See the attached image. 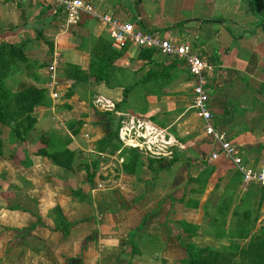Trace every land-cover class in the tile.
<instances>
[{
    "label": "crops",
    "instance_id": "crops-1",
    "mask_svg": "<svg viewBox=\"0 0 264 264\" xmlns=\"http://www.w3.org/2000/svg\"><path fill=\"white\" fill-rule=\"evenodd\" d=\"M83 1L93 11H81L75 24L63 25L64 14L54 0H0V43L20 47L24 58L4 83L12 92L35 86L45 96L31 111L35 122L24 136V148L16 151L26 152L33 165L19 166L26 162L19 155L0 160V264H139L136 255L151 253L164 254L163 263L177 264L182 244L220 237L214 227L219 221L225 232L239 213L249 222L257 213L256 222L263 224L264 184L243 182L229 159H212L219 147L204 132L209 125L233 146L244 166L259 167L264 155V31L248 0ZM104 14L157 31L206 59L211 113L206 123L189 109L192 82L184 60L155 52L142 58L140 48L132 45L116 49L99 20ZM101 41L121 52L114 84L66 78L71 66L82 71L94 67L92 53ZM54 58L51 90L47 67ZM155 71H163L160 78ZM96 96L111 109L97 108ZM120 114L141 115L149 128L164 130L167 153L152 158L151 165L145 161L132 172L123 171L121 152L127 146L118 139L117 156L97 148L111 128L107 117L116 122ZM72 121L80 122L73 134L67 124ZM41 134L49 138V150L64 138L74 150V164L77 155L85 153L89 158L82 162L87 164L100 155L93 185L102 181L103 187H89L82 169H66L29 152ZM11 135L10 126L0 123V156L15 140ZM116 157L121 161L114 167ZM76 186L82 198L71 195ZM13 204L19 208L4 207ZM56 206L68 224L65 233L54 221ZM131 240L141 254L131 255ZM150 241L157 244L153 249Z\"/></svg>",
    "mask_w": 264,
    "mask_h": 264
},
{
    "label": "trees",
    "instance_id": "trees-1",
    "mask_svg": "<svg viewBox=\"0 0 264 264\" xmlns=\"http://www.w3.org/2000/svg\"><path fill=\"white\" fill-rule=\"evenodd\" d=\"M249 9L252 12V2L248 0ZM253 14V13H252ZM254 16V14H253ZM255 23L260 27L261 30L264 31L261 23H257L255 19ZM153 52L158 53L153 48H140L138 56L142 58H150ZM93 59L95 60L94 67H90L88 71H82L79 67L71 66L69 69H65V77L71 79L73 81L82 80L87 82L91 80L92 82H97L100 79H103L108 85L114 84L115 81V71L117 70V65L115 63L116 59L121 55L120 51H114L111 49L110 45L107 43L99 44V48L95 53H92ZM21 48L17 46H13L10 44L0 43V123L8 124L10 126V130L12 135L16 140L20 142L19 150L23 149L25 145L24 136L26 135L27 130L31 127V125L35 122V118L31 115V111L36 105L44 103V90L39 89L35 86H28L22 88L17 91H11L6 87L4 80L14 74L18 70L19 61L22 59ZM175 58V57H173ZM24 59V58H23ZM175 60V59H173ZM120 68V67H119ZM155 75L160 78V75L163 74V71L154 72ZM158 78L154 80L157 81ZM132 82L129 83L131 86ZM158 84V83H157ZM162 82H159V85ZM129 86V87H130ZM126 84H124L123 95L125 93ZM121 118V116H120ZM117 118L116 122H114L111 117H107L110 124H114L113 128L101 137L97 142V148L99 147H107L115 146L114 151L120 145V141L117 138V128L119 126V120ZM71 134L77 132V128L80 126L79 121H72L67 123ZM112 139H115V143H112ZM49 138L45 135H39L37 143L33 146L28 147V151L35 155H40L47 157L53 163L64 167L66 169H82L85 171V176L88 181L89 187H94L93 185V176L95 175L96 170V161L90 160L89 164L84 162H76L74 164V150L65 146L64 144L59 145L56 148L51 150L48 149ZM113 152V151H108ZM25 153V152H23ZM127 153H130L127 155ZM122 161H121V169L125 172H132L135 165L140 164L141 162L138 160L140 157L139 152L136 148L125 147L121 152ZM10 157L12 159L16 158V154L11 153ZM154 159L148 157L147 164L151 165ZM89 167L91 168L89 170ZM71 195L73 197L82 198L83 193L80 187L70 188ZM17 205H8L4 206L5 208H19ZM22 208V207H21ZM26 211H30L35 214L34 211L29 209H23ZM54 213V221L57 223L58 228H60L63 233L66 232L68 228L67 222L64 221L61 215V211L59 207L53 208ZM145 218L143 217L141 221ZM38 220V219H37ZM38 222V221H37ZM32 224L30 227H33ZM264 233V227H263ZM221 237L223 233H218ZM142 234H140V237ZM145 237V236H144ZM154 241H158L157 238ZM154 241H150L153 243L150 244V248H154L157 244ZM145 243V242H143ZM131 244V255L133 254H141L139 249L136 246V243L130 242ZM182 255L178 257L176 260L178 264H225L223 261H226V256L222 253L218 252V249H215L212 246H197L193 243H185L181 246ZM151 249V250H152ZM226 255L228 256H236L240 255V260L232 263V261L227 262V264H264V244L263 241L257 235L246 244L245 247L238 249V254L231 251H226ZM224 255V256H223ZM238 255V256H239ZM165 258L161 257L160 261H163ZM159 262V258H157ZM222 260V263L220 262ZM154 264V263H153ZM159 264V263H158Z\"/></svg>",
    "mask_w": 264,
    "mask_h": 264
},
{
    "label": "built area",
    "instance_id": "built-area-1",
    "mask_svg": "<svg viewBox=\"0 0 264 264\" xmlns=\"http://www.w3.org/2000/svg\"><path fill=\"white\" fill-rule=\"evenodd\" d=\"M59 4L61 12L64 14V24H75L78 14L81 11L92 12L90 4L83 0H54ZM99 20L104 23L112 37V46L121 49L126 45L139 48H153L158 53L166 56L182 58L186 64L187 73L191 78V100L189 109L192 113L205 123L211 118L208 105V92L206 90L207 71L209 64L204 57L190 53L182 43H177L173 39L161 36L157 31L145 30L134 27L129 22H122L104 14L99 16ZM56 57V56H55ZM56 58L51 60L47 70L50 73L49 85H55ZM51 97H57V93L50 92ZM93 104L101 110L111 109L110 104L104 97L96 96ZM117 137L124 146L136 148L145 157L157 158L166 154L169 145L167 133L161 129L149 128L141 115L120 114ZM204 132L217 142L218 152H212V159L221 156L229 159L241 173L242 181H255L264 184V155L261 158L259 167L255 170L244 166L237 155V151L232 145L222 139V136L212 130L209 125H205ZM100 183L97 184L99 188Z\"/></svg>",
    "mask_w": 264,
    "mask_h": 264
},
{
    "label": "rangeland",
    "instance_id": "rangeland-1",
    "mask_svg": "<svg viewBox=\"0 0 264 264\" xmlns=\"http://www.w3.org/2000/svg\"><path fill=\"white\" fill-rule=\"evenodd\" d=\"M250 1L252 2V5H251L252 9H253L252 13L254 14L256 22L261 23L262 24L261 26H263V28H264V0H250ZM113 126H114V124H111V128H113ZM60 127H61V125H60ZM61 139L64 141V138H60V140H58V143H60V145L64 144ZM80 141L81 140L79 138L78 143ZM114 141H115V139H112V143L116 144ZM9 145L10 146L4 147L2 149L3 153L0 156V160L2 159L1 158L2 156L5 158H11L10 154L12 152L19 151L20 142L18 140H16V139L12 140V142L9 143ZM86 145H87V143H85L84 147H86ZM114 148H115V146L108 145L106 147V150L107 151L111 150V151L115 152ZM25 151H26V149H25ZM117 153H118V151H117ZM117 153L115 152L113 154H116V156H117ZM25 154H26V152L23 154L20 152H16V155L23 156L24 159L26 160V162L25 161L19 162L18 165L20 164L19 166L29 168L30 166L33 165V162H29V159L27 157L28 154H26L27 156ZM89 154H91V153H88L87 155H89ZM129 154L130 153H127V155H129ZM95 155H93V159L95 161H97L96 158H100V155H96V156ZM139 155H140V157L138 158V160L141 163L147 161V157H145L144 155H142L140 153H139ZM84 156L86 157V159L89 158L84 153V154H80V156L77 155V161L82 162L84 160V158H83ZM12 160H14V159H12ZM111 160H112V164H114L113 165L114 167H115V165L117 166L119 164V162L121 161L120 158H118V157L112 158ZM10 168L12 169L11 166H10ZM96 169H97V165H96ZM0 175H1V173H0ZM1 182H2V184L4 183L2 180H1ZM98 182L100 184H102V187H103L104 183L102 181H98ZM96 184L97 183L94 184V187L96 186ZM26 185H27V183H26ZM12 188L15 189V187H13V186H12ZM21 203H25V202H21ZM256 214L257 213H255V216H257ZM255 216L253 217L252 221L249 222V220L247 219L248 217L244 218V216L240 215V213L237 214L234 217V219L230 220L229 227L227 229L228 232H225L224 226H222L221 222L219 221L214 226L215 227V233L218 234L219 232H222L223 235H221V237H218L217 240H215V239L203 240V242L198 243V244L196 243V245H202V246L209 245V246L214 247L215 249H218L219 253H222L226 256V261H223L225 264H227V262H229V261H232V263L239 261L241 258H240V255L238 254V249L245 247L246 244L254 237V235H257L260 238V240L263 241V244H264V233H263L264 219H263V224H261L262 222H260V225H259L256 222L258 217H255ZM174 232H175V229L171 231L172 235ZM177 251H179L180 255H182L181 249H177ZM226 251L235 252L239 256L238 255H236L235 257L234 256H228L225 254ZM162 256H164V254L151 253V255L150 254L149 255H146V254L136 255L137 258L135 259V262H139V264H153V263L154 264H158V263L159 264H166V263H163V261H160V258ZM157 258H159V262H158ZM220 262L222 263V260H220ZM132 263H134V262H132ZM168 264H170V263H168Z\"/></svg>",
    "mask_w": 264,
    "mask_h": 264
}]
</instances>
